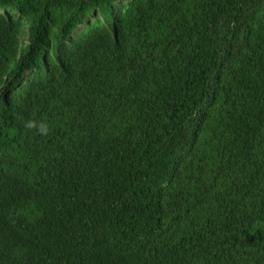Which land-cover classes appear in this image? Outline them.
<instances>
[{
    "label": "trees",
    "instance_id": "1",
    "mask_svg": "<svg viewBox=\"0 0 264 264\" xmlns=\"http://www.w3.org/2000/svg\"><path fill=\"white\" fill-rule=\"evenodd\" d=\"M0 264H264V0H0Z\"/></svg>",
    "mask_w": 264,
    "mask_h": 264
},
{
    "label": "clouds",
    "instance_id": "2",
    "mask_svg": "<svg viewBox=\"0 0 264 264\" xmlns=\"http://www.w3.org/2000/svg\"><path fill=\"white\" fill-rule=\"evenodd\" d=\"M25 127L29 130L35 129L36 133L41 136L48 135L50 131L49 124L45 121L36 122L33 120H28L25 122Z\"/></svg>",
    "mask_w": 264,
    "mask_h": 264
}]
</instances>
